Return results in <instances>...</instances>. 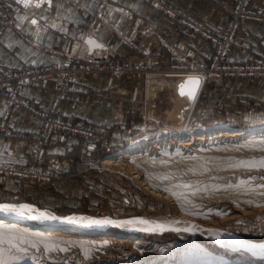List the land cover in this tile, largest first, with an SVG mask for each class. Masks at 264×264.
I'll use <instances>...</instances> for the list:
<instances>
[{"label": "rangeland", "instance_id": "374dc122", "mask_svg": "<svg viewBox=\"0 0 264 264\" xmlns=\"http://www.w3.org/2000/svg\"><path fill=\"white\" fill-rule=\"evenodd\" d=\"M11 2L12 0H8L6 3L0 2V11L6 13L12 19L10 24L3 26V19L0 17V30L4 28L19 30L18 27L14 26V14H17L14 13L15 7L11 10L5 9ZM71 7L78 8V6H75L74 3L68 0L66 6L59 12L60 15L63 17L62 12L67 13ZM114 9L116 8H112L107 3L99 4L95 12L96 18L93 23L87 29H83L80 26L74 27V38L60 50L59 54L63 56L65 60L63 59L61 62L49 64L56 65L58 63H63L71 57L83 59L96 57L105 58L103 64L108 66V69L98 72L99 74L97 75L94 74L95 70H92L76 79L84 78L87 75L92 77L107 75L110 81H117V93H119L117 98L118 106L122 108L123 113L121 114L119 112L113 114V121H118L116 124L118 126L111 132L102 125L93 126L83 123L86 127H91L96 131L92 133L89 139H85L79 135L77 136L82 137L87 145L90 144L96 136H100V139L101 137H107V141L109 138H112V140L98 146L97 153L92 154L93 157H90L89 160L86 158L87 163L83 164V166L84 169L87 168L91 173L86 172L85 175L83 174V177L81 175L79 178L73 177L75 175L65 178L68 183L73 185V189L78 191V194L76 193L71 196L70 191L66 190L67 192H64L63 196L61 195V198H58V202L55 204L58 206L53 205V207H55L53 210L24 201L23 203L4 201L6 197H0V239L11 242L0 243V259H2L5 264H84L94 261L95 258L93 257L97 256L95 251H103V248L109 244L105 242V240L111 239L112 241L114 239V241L121 240L127 243L137 240L149 241L152 242V244L162 246L178 244L187 246L186 249L202 246L201 248L215 255L221 254L225 257L228 256L227 258L247 256L251 261L253 258L246 249L232 250L226 246L222 240L220 243V240L218 241L214 236L202 230L189 231L183 229V227L179 229L176 228L180 211L177 204L173 205L174 202L171 200L172 198L167 200L148 193L132 177V174L128 173V170L122 166L109 167L100 163L103 158L120 154L131 144L138 147L136 155L142 154L148 155L149 158H161L167 155L168 152H174L171 151L173 145L169 144V140L173 137L181 136L182 140L190 138L192 139L191 141L195 143L199 142L195 140L196 137L203 138V140H200L201 143L199 147L202 151H200V153L197 152L199 155L196 154V151L191 150L185 151L187 153L184 154V156L189 154L194 158L200 157L197 166L191 164L190 171L183 167V169L179 168V170H170V172L166 174L168 175V179L171 180L170 182L164 183L163 179H153V181H155V185L158 189H161L164 193L169 192L170 194V192H175L176 195L179 194L182 197L199 202L198 204H205L206 201H211L208 203L215 206L218 201H232L233 199H238L236 196H229L227 191L219 189L217 186H224V184L226 186L229 183H234L233 185H235L236 181L232 180L234 176H240L242 171V166L237 165L238 162L244 159H252V155L244 150L240 151L234 149L233 151L232 149L226 148V144H235V142H229L228 138L220 136L218 131L226 129L216 128L225 125L228 127L227 131H247L251 128L264 127V110L235 109L226 111L225 105L221 101L208 99V95L204 91V86L206 87L209 80L217 79L222 81L224 79H230L220 78L215 74L205 78L203 87L197 97L195 112L193 113L192 119L188 121L187 115L191 109L192 103L187 100V98L178 96L176 87L178 79L177 74L192 73L196 71L197 66L192 62L187 64L184 55H180L177 51L173 52V50L170 51V55L172 61L173 59L176 60L171 62L174 67L172 66L168 69V66H163L162 63L158 62V59H153L151 62L146 61L143 65L133 60L127 53L130 52L131 48L136 47L135 39L131 35L125 33L124 27L121 25V18L117 20L113 18V14L115 13ZM50 24L53 25L54 22L48 20L41 22L37 26V32L39 31V33H42L43 29L49 27ZM101 28L111 29L113 35H117L119 43L128 50L127 53L119 54L115 48L102 43L98 38V32ZM23 36L26 41L29 42L31 40L30 35L23 33ZM157 39L158 43H160L159 48H161L163 46V39L160 37H157ZM130 40L133 43H131ZM133 53L132 56H137L138 59L141 58L140 54ZM116 62L123 66L125 70H129L121 74L114 72V69H111V67L115 65ZM46 80L51 81L53 87L61 93L59 97L54 98L50 107H42L48 112H50V109H53L60 115L56 108L57 102L65 98L64 91L69 82L60 89L54 84V79H44L34 83ZM21 90L22 88L20 91ZM173 108L177 111V114L171 117L169 113L174 110ZM201 108L207 110L208 114L202 116L196 113V110ZM34 120L40 122L39 130L37 131L38 134L44 121L41 118ZM172 132H177V134L173 135L171 134ZM112 133L114 136H111ZM55 134L63 136L58 134V132H54L51 143L53 142ZM31 139L33 144L30 148L29 159L27 158L26 163L22 165L15 163H0V166H5L4 164H7L15 165L22 169H28L27 173H25V175L28 174V176L7 175L3 171L0 173V185L18 182L21 183V185L35 186L37 189L45 191L49 189L54 179L59 178V170L63 167V160L47 156V150L51 143L46 146V154L43 162L37 164L32 151L36 145V140L32 137ZM51 159L58 161V168L56 169L57 175L49 182H43L41 177L44 176L45 170L49 167L48 161ZM29 168L37 170V174L29 172L31 170ZM81 169L82 168H79L80 171ZM32 175H34V177H32ZM64 187L70 186L64 185ZM234 191L236 192V189ZM175 207L178 211L175 210ZM6 215H8V217H6L7 219L5 218ZM52 216L58 219H50ZM209 216L210 215H207L206 217ZM191 218L197 219L198 221L200 220L201 222L205 221L202 220L203 217L201 219L196 217ZM105 219L111 220L113 223L91 226L87 224L88 220ZM260 219L261 220L257 221L256 217H254L250 221V224H256L258 222L263 223L264 219ZM70 220L76 222L69 223L68 221ZM138 220H147L149 223L144 225L146 228L143 227V224L128 223L129 221ZM238 223L242 226L243 220H239ZM74 224H76L77 227L79 225L80 227L84 225V229L80 230L81 232L78 230L77 232H73V228L76 227ZM152 225H159L160 227L158 229L150 228L149 230V226ZM18 228H24L31 232V237L19 234ZM224 228L228 231L226 227H223L221 230ZM92 231L96 235H91L90 233H92ZM231 233L246 242L264 244V230L233 229ZM41 235L45 239H41ZM103 237L105 239H103ZM98 239H103L104 241L101 242ZM82 246H86L88 251L83 252Z\"/></svg>", "mask_w": 264, "mask_h": 264}, {"label": "crops", "instance_id": "0c3cea01", "mask_svg": "<svg viewBox=\"0 0 264 264\" xmlns=\"http://www.w3.org/2000/svg\"><path fill=\"white\" fill-rule=\"evenodd\" d=\"M67 1L12 0L5 9L20 8V12L14 14L15 27L19 30H0V64L19 72L63 61L64 57L59 52L74 38V27L87 29L95 20L96 9L101 3L116 8L113 18H121L125 33L135 39L136 47L127 53L128 50L119 43L117 35H113L111 29L101 28L98 32L99 40L115 48L119 54L127 53L142 65L146 61L158 59L163 66H168L167 69L174 67L171 62L176 60L172 61L171 50L184 55L187 64L209 63L213 46L193 33L182 21L224 25L230 19L232 9V0H69L78 8L71 7L67 13L62 12V17L59 12L66 6ZM254 3L262 6L264 0H254ZM46 20L53 21L54 24L45 27L42 33L37 32V26ZM23 33L31 36L29 42L25 40ZM157 37L163 39L161 48ZM132 53L140 54L141 58L132 56ZM229 56L239 62L264 61V23L241 22L236 33L235 46ZM117 85L118 82L110 81L107 75H87L75 79L67 84L65 98L57 102L56 108L63 117L72 116L88 125H102L111 132L118 126V121H113V114L123 113L122 108L118 106ZM204 88L208 99L221 101L226 111L264 110V80L211 79ZM21 93L27 98L40 100L41 106L50 107L54 98L59 97L61 92L53 87L51 81L46 80L22 88ZM5 113L6 104L0 97V163L22 165L30 155L33 144L31 137L39 130L40 122L32 119L23 109L10 110L6 118ZM3 132H10L11 135H5ZM106 138L100 139V136H96L87 145L84 139L77 135L55 134L47 156L63 160L59 178L54 179L45 191L18 182L0 185V197H6L4 201H24L53 210V205L58 206L55 204L66 190L70 191L71 196L78 194L65 178L71 175L79 178L86 172L91 173L87 168L84 169L83 164L87 163L86 158L89 160L93 157L92 154L97 153L98 146L112 140L109 138L107 141ZM79 168H82L81 171Z\"/></svg>", "mask_w": 264, "mask_h": 264}, {"label": "bare ground", "instance_id": "6f19581e", "mask_svg": "<svg viewBox=\"0 0 264 264\" xmlns=\"http://www.w3.org/2000/svg\"><path fill=\"white\" fill-rule=\"evenodd\" d=\"M177 77L178 79L176 82V87H177L178 96L185 97L187 98V100L191 101L192 103L191 109L187 115L189 121L190 119H192L193 113L195 112L197 97L199 96L200 91L203 87L205 76L201 72L194 71L192 73L177 74ZM189 78H192L193 80H198L200 82L199 87L195 90L192 98L189 97L188 94L189 88L187 87L184 89L185 94L181 95V85H185V81ZM196 113L203 116V115H207L208 111L203 110L201 108V109H197ZM176 114L177 111L174 109L169 113V116L172 117ZM216 129H226V130L218 131L220 136L228 138L229 142H235V144H226L225 145L226 148L230 150L232 149L233 151L234 149L235 150L238 149L240 151L244 150L250 153V155H252L251 156L252 159L250 160L244 159L238 162L237 165L242 166V171H241V175L239 174L240 176L237 177L234 176V179L233 180L231 179L232 181H236L235 185H233L234 183L233 184L229 183L226 186L225 184L224 186H217L219 187V189H223L224 191H227L229 196L231 195L234 197L236 196L238 198L237 200L233 199L232 201L231 200L218 201L216 202L217 204L213 203L215 204V206L208 203L211 201H206V202L201 201V202H205V204L202 203L198 204L199 202L182 197L181 195L178 194L179 192L177 193L178 195H176L175 192H170V194L169 192L164 193L161 191V189H158V187L155 185L156 183L155 181H153V179H158V180L163 179L164 183L170 182L171 180L168 179V175H166L168 174V172H170V170L173 171L179 170V168L183 167L190 171L191 164H195L197 166L198 159H200V157L194 158L189 154L186 156H184V154L187 153L185 151H189V150L196 151V154H198L197 152L200 153V151H202L199 148L201 143L200 140H203V138L201 139L196 137L195 140H198L199 142L195 143L194 141H191L192 139L190 138L187 140H182L181 136L173 137L171 138V140H169L170 142L169 144L173 145L171 151L174 152L172 153L168 152L167 155L162 156L161 158L160 157L149 158L148 155H142V154L136 155V150L138 147L134 146V144H131L128 145L129 147L127 146L128 148L126 147L127 149L123 150L120 154H117L116 156L103 158L100 163L109 167L122 166L123 168L128 170V173L132 174V177L148 193L156 195L161 198H165L167 200L172 198L171 200H173L174 202V204L173 203L172 204L173 205L177 204L180 211V214L178 215L179 219L176 223V228L179 229L183 227V229H187L189 231H196V230L205 231L208 234L214 236L215 239H218V241L220 240V243L222 240V242L232 250H239V249L248 250L253 259L250 261L249 260L250 258L247 256H243V257L234 256L235 258H227L228 256L225 257L222 256L221 254L215 255L207 251L206 249L201 248L202 246L201 247L195 246L194 248L191 247L186 249L187 246L178 245V244L170 245V246H162V245L152 244V242L149 241L137 240L134 242L127 243L121 240L114 241L113 239L111 241V239H109V240H105V242H108L109 244H107V246L103 248V251H95L97 253V256L93 257L95 258L94 261L84 264H264V244H253L250 242H246L240 237L231 233L233 229L234 230L252 229V230H261V231L264 230V221L263 223L258 222L256 224L254 223L250 224V221L254 217H256L257 221L261 220L260 218L264 219V167L247 166V162L264 161V127L262 126L257 128H251L247 131H227L228 127H226L225 125L224 126L221 125L218 126V128ZM171 134L176 135L177 132H172ZM235 189L236 192L234 191ZM175 210L178 211L176 207ZM207 215H210L209 216L210 218L206 217ZM6 217H8V215H6L5 218ZM191 217H196L198 219H201L203 217L202 220L205 221L201 222L200 220L198 221L197 219H192ZM239 220H243V223L241 224L242 226L239 225L238 223ZM74 225L76 226V224ZM143 227H145L144 224ZM223 227H226L228 231H226L225 228L221 230ZM150 228L155 229L156 227L152 225L149 226V230ZM173 228L176 229L175 227ZM18 229H19L18 230L19 234L26 235L27 237H31L32 235L31 232L27 231L24 228L22 229L18 228ZM83 229H84V225L83 226L81 225V227L79 225L78 227L76 226L75 228H73L72 231L77 232V230L80 231ZM90 234L91 235L94 234L93 231ZM40 238L45 239L43 238L42 235L40 236ZM103 239L105 238L103 237ZM103 239L99 241L103 242L104 241ZM82 250L83 252L88 251L86 246H82Z\"/></svg>", "mask_w": 264, "mask_h": 264}, {"label": "built area", "instance_id": "2783aa9c", "mask_svg": "<svg viewBox=\"0 0 264 264\" xmlns=\"http://www.w3.org/2000/svg\"><path fill=\"white\" fill-rule=\"evenodd\" d=\"M0 2L6 3L8 0H0ZM19 11V7H15L14 13H19ZM0 17L3 19V26L12 22V19L2 11H0ZM244 21L264 23V5H255L254 0H232L231 17L224 25H214L209 22L194 24L182 21L193 33H196L213 46L211 61L209 64H196L197 72L204 74L205 78L215 74L220 78L264 80V61L239 62L229 56L230 51L235 46V37L239 25ZM131 43L133 42L131 41ZM104 59L98 57L89 59L71 57L63 63L35 66L19 72L7 69L0 64V96L6 104L4 118L12 109H23L33 119L41 118L44 121L40 132L32 136L36 140V145L32 151L37 164L42 163L45 159L46 146L51 143L54 132L64 136L79 135L89 139L96 130L86 127L82 121H76L72 116L62 117L53 109L48 112L41 106L38 99L23 96L20 89L44 79H54L56 87L63 88L66 83L73 81L86 72L95 70L94 74L97 75L98 72L108 69V66L103 64ZM111 69L119 74L129 70H125L118 62L112 65ZM3 134L11 135L10 132H3ZM52 160L48 161L49 167L45 170L44 176L41 177L43 182H49L57 175L58 161ZM4 165L0 166V173L4 171L7 175L28 176V174L25 175L28 169H22L15 165ZM29 169H31L29 172L32 174H37V170Z\"/></svg>", "mask_w": 264, "mask_h": 264}, {"label": "snow or ice", "instance_id": "6c2138e0", "mask_svg": "<svg viewBox=\"0 0 264 264\" xmlns=\"http://www.w3.org/2000/svg\"><path fill=\"white\" fill-rule=\"evenodd\" d=\"M33 23H35V21H33ZM199 83L200 82L198 80H189V81H186L185 82V85H181V95H184L185 94L184 89L187 87V88H189V93H188L189 94V97L192 98L195 90L199 87ZM247 166L248 167H256V166L264 167V161L247 162ZM45 218H49V217H45ZM50 219L57 220L58 218L55 217V216H52V217H50ZM68 222L69 223H75L76 221L70 220ZM112 223L113 222L111 220H107V219H105V220H88L87 221V224L89 226H91V225H108V224H112ZM128 223H139V224L147 225L149 222L147 220H138V221H129ZM155 227L156 228H159L160 226L159 225H156ZM2 242L11 243L10 241H4L3 239H0V243H2ZM0 264H5V262L2 259H0Z\"/></svg>", "mask_w": 264, "mask_h": 264}, {"label": "water", "instance_id": "95a60500", "mask_svg": "<svg viewBox=\"0 0 264 264\" xmlns=\"http://www.w3.org/2000/svg\"><path fill=\"white\" fill-rule=\"evenodd\" d=\"M189 80H193V79H192V78H189V79H187L186 81H189ZM186 81H185V82H186Z\"/></svg>", "mask_w": 264, "mask_h": 264}]
</instances>
